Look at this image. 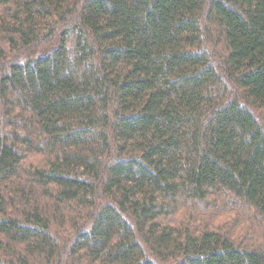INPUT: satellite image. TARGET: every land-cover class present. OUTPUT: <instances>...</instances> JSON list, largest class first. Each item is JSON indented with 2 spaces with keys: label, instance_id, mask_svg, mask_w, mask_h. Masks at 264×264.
I'll return each mask as SVG.
<instances>
[{
  "label": "trees",
  "instance_id": "trees-1",
  "mask_svg": "<svg viewBox=\"0 0 264 264\" xmlns=\"http://www.w3.org/2000/svg\"><path fill=\"white\" fill-rule=\"evenodd\" d=\"M0 264H264V0H0Z\"/></svg>",
  "mask_w": 264,
  "mask_h": 264
}]
</instances>
